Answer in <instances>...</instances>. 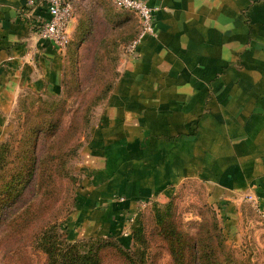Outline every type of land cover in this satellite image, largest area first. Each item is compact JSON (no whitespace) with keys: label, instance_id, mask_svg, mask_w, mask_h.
<instances>
[{"label":"crops","instance_id":"crops-1","mask_svg":"<svg viewBox=\"0 0 264 264\" xmlns=\"http://www.w3.org/2000/svg\"><path fill=\"white\" fill-rule=\"evenodd\" d=\"M25 1L0 0V143L23 98L63 93L82 48L117 49L82 150L69 239L111 235L129 247L133 217L189 182L224 224L241 205L264 209V0H146L155 33L133 53L100 33L136 17L133 38V11L74 3L58 50L37 37Z\"/></svg>","mask_w":264,"mask_h":264},{"label":"rangeland","instance_id":"rangeland-1","mask_svg":"<svg viewBox=\"0 0 264 264\" xmlns=\"http://www.w3.org/2000/svg\"><path fill=\"white\" fill-rule=\"evenodd\" d=\"M73 3L83 4L85 9L94 8L98 1L73 0ZM134 19L127 17L123 29L101 26L100 33L107 39L104 44L119 38L118 44L127 51L138 32L131 38ZM116 57L117 49L82 48L78 69L72 66L61 95L23 98L11 114L4 139L8 152L4 169H0V189L10 173L26 162L28 154L35 161L32 176L21 194L1 205L6 215L0 218V264H44L46 254L37 246L36 239L40 231L52 224L62 240L73 241L68 237L66 222L83 177L82 150L93 112L99 105H94V101L111 83ZM170 199L179 227L188 235L214 240L225 264H264V221L250 204L241 205L236 218L224 224L204 188L195 182L178 187ZM23 208L28 213L22 212L17 217ZM152 215L151 207L141 212L147 238L145 264H170L166 246L155 234ZM111 264L121 263L111 261Z\"/></svg>","mask_w":264,"mask_h":264},{"label":"trees","instance_id":"trees-1","mask_svg":"<svg viewBox=\"0 0 264 264\" xmlns=\"http://www.w3.org/2000/svg\"><path fill=\"white\" fill-rule=\"evenodd\" d=\"M69 1L74 6L73 0ZM109 87L110 84H107L102 94L97 96L94 105L104 99ZM21 103L22 100L19 104ZM7 152L4 140L0 143L1 171L4 169ZM34 161V156L28 154L26 162L20 164L14 173H10V178L3 182V188L0 189V218L6 215L4 213L6 210L3 211L1 205L11 198L16 199L31 178ZM23 209L25 211H21L17 217H20L22 212L28 213L27 209ZM151 210L155 234L165 244L170 264H225L214 240L210 242L200 235H188L179 227L174 217L171 199L162 203H152ZM25 221L28 222L27 218ZM130 238L129 247L111 235L88 237L82 241H67L61 239L55 224H52L40 231L36 240L37 246L46 254L44 264H111V261H118L121 264H145L147 238L141 212H138L131 221Z\"/></svg>","mask_w":264,"mask_h":264},{"label":"built area","instance_id":"built-area-1","mask_svg":"<svg viewBox=\"0 0 264 264\" xmlns=\"http://www.w3.org/2000/svg\"><path fill=\"white\" fill-rule=\"evenodd\" d=\"M115 6L133 11L139 17V29L127 47L133 53L135 47L145 35H153V12L155 7L146 0H110ZM46 9L48 17L32 13L33 8ZM23 12L31 17L32 27L39 39L51 42L56 49L63 50L69 42V25L74 17V6L69 0H26ZM33 16V17H32ZM251 198L250 196H247ZM258 215L264 221V209H258Z\"/></svg>","mask_w":264,"mask_h":264},{"label":"water","instance_id":"water-1","mask_svg":"<svg viewBox=\"0 0 264 264\" xmlns=\"http://www.w3.org/2000/svg\"><path fill=\"white\" fill-rule=\"evenodd\" d=\"M71 22H72V21H71ZM71 22H70V25H71ZM70 25H69V26H70Z\"/></svg>","mask_w":264,"mask_h":264}]
</instances>
